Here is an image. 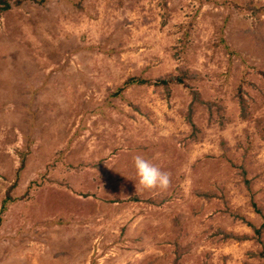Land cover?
<instances>
[{"label": "rangeland", "instance_id": "rangeland-1", "mask_svg": "<svg viewBox=\"0 0 264 264\" xmlns=\"http://www.w3.org/2000/svg\"><path fill=\"white\" fill-rule=\"evenodd\" d=\"M8 1L0 264H264V0Z\"/></svg>", "mask_w": 264, "mask_h": 264}, {"label": "clouds", "instance_id": "clouds-1", "mask_svg": "<svg viewBox=\"0 0 264 264\" xmlns=\"http://www.w3.org/2000/svg\"><path fill=\"white\" fill-rule=\"evenodd\" d=\"M136 177L143 189L166 190L170 184V176L157 165L141 155H137L133 161Z\"/></svg>", "mask_w": 264, "mask_h": 264}, {"label": "crops", "instance_id": "crops-1", "mask_svg": "<svg viewBox=\"0 0 264 264\" xmlns=\"http://www.w3.org/2000/svg\"><path fill=\"white\" fill-rule=\"evenodd\" d=\"M137 214H140V213H137ZM136 214L137 217H135L133 220L135 221V219H141L142 215L143 214H140L139 216ZM85 219L86 222L87 221H97V220H100V222H95V223H85L86 225V228H84L85 231H88V234H86V236H88V240H86L88 242V244L90 245L89 247L91 248H95L94 246H98L100 241L102 240L103 238V235L99 233H95L97 231H102L103 228H104V217H103V213H98V211L94 212L93 214H89V215H82V217H80V219ZM130 222V221H129ZM138 221H136L137 223ZM130 223H134L133 221L130 222ZM85 224H82L83 226ZM131 225V224H130ZM81 226V227H83ZM136 226H133L132 228H135ZM97 229H100V230H97ZM80 232L82 233V230H80ZM99 241V242H98ZM91 251V250H90ZM84 258H87V257H84ZM88 258H93V256H89Z\"/></svg>", "mask_w": 264, "mask_h": 264}, {"label": "trees", "instance_id": "trees-1", "mask_svg": "<svg viewBox=\"0 0 264 264\" xmlns=\"http://www.w3.org/2000/svg\"><path fill=\"white\" fill-rule=\"evenodd\" d=\"M10 8V3L8 0H0V11L1 10H6V9H9ZM170 79L172 80V78H156L155 80H150V79H146V78H141V77H137V76H131V77H128L123 86L122 87H125V86H128V85H131V84H134V83H155V84H165V83H168L170 82ZM176 81H182L181 78H178V77H175L174 78ZM5 203V201H4ZM4 203H3V206H4ZM255 229H257V227L253 226Z\"/></svg>", "mask_w": 264, "mask_h": 264}]
</instances>
